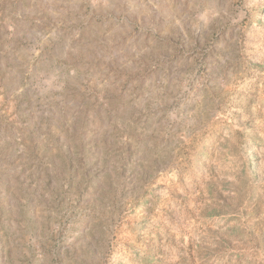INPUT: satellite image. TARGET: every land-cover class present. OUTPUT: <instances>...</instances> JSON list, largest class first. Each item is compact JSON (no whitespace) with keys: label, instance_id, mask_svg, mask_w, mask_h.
Wrapping results in <instances>:
<instances>
[{"label":"rangeland","instance_id":"rangeland-1","mask_svg":"<svg viewBox=\"0 0 264 264\" xmlns=\"http://www.w3.org/2000/svg\"><path fill=\"white\" fill-rule=\"evenodd\" d=\"M0 264H264V0H0Z\"/></svg>","mask_w":264,"mask_h":264}]
</instances>
